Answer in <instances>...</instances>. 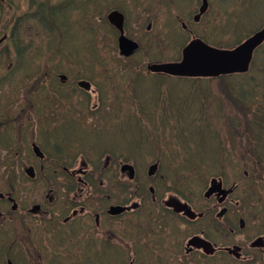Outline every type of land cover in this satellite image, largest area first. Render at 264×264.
I'll return each mask as SVG.
<instances>
[{
    "label": "rangeland",
    "instance_id": "1",
    "mask_svg": "<svg viewBox=\"0 0 264 264\" xmlns=\"http://www.w3.org/2000/svg\"><path fill=\"white\" fill-rule=\"evenodd\" d=\"M32 1L33 3L38 2V0H7L6 3L12 4V7L8 9V5L4 6L3 9L4 15L2 18L3 22L9 23L10 25L19 24L20 29V37H19V48L22 50H31L32 53L36 52L37 49H41V26L32 25L29 28L23 29L21 26L25 23L22 18L25 14L27 17H30V13L28 12V2ZM60 0L53 1L52 3L57 4ZM114 1V0H111ZM108 1L107 4L113 6H121L124 9L126 14V27L128 33L130 35L135 36L138 40H140L142 45V50L137 59L133 60V64L137 66V63L142 64L151 51L152 55H158L159 57L167 58L174 57L177 55V51L179 48L176 46H171V41L166 38V26L165 21L169 18L173 13L174 4H160L157 3L155 6L148 9L146 5L151 4V0H138L144 4L138 5L134 0H116L114 2ZM185 0H175L176 8L185 11L189 7V3L183 2ZM262 0H257L255 6L252 10L244 12L241 14L240 18L242 19V24H240L236 29L239 32L244 30H249L256 26V17L258 15L259 6ZM75 4H80L84 6L83 0H72ZM118 5H117V4ZM146 4V5H145ZM191 8H195L194 4L190 6ZM144 11H147L143 17L141 16ZM45 13V12H44ZM156 13V14H155ZM76 14V16H75ZM74 14V7L67 6L66 9L60 13L57 9L52 11H46V17L52 18V24L55 27V30L51 32L50 40L48 45L50 47H54L60 55L67 56L72 55L74 58H78L85 53L82 43V38L85 36L84 26L88 27V30H91V39L92 41H101V36H106L107 33L112 34L111 29L104 22L99 23L100 19L106 16V12L101 11V13L96 12L94 17H97V22L91 23L88 22L90 15L92 12L88 10L83 13L82 17L79 16V12ZM156 15V16H155ZM155 16L153 22V29L150 32L149 36L145 34L146 27L149 24V17ZM208 16V15H207ZM83 19L82 20L78 19ZM137 20V22H136ZM204 21V20H203ZM201 22L198 27H206L199 29V35L205 39L206 44L210 46H216V42L222 46H230L233 43V38H229L226 26L223 21L217 29L210 28L207 24H211L212 19L210 18L207 23ZM207 25V26H206ZM7 29V28H6ZM177 31L180 33V27L177 26ZM195 30V29H194ZM193 30V31H194ZM218 34H217V33ZM181 34V33H180ZM243 35H246L243 34ZM152 37V42H151ZM90 38V37H89ZM109 47L112 48V42H114V38L111 40L108 38ZM167 39V40H166ZM186 38H183V42ZM172 42L176 45L181 42V39L176 34L171 36ZM169 42V43H167ZM185 43V42H184ZM12 40H7L4 43L0 44V51H4L5 53L0 56V78L5 79V85L7 86V77L10 70H12L13 65L16 62L17 56L16 51L13 47H11ZM230 44V45H229ZM174 45V44H173ZM103 47L104 45H100ZM183 46V45H181ZM179 45V47H181ZM13 51V54H7V52ZM104 53L94 54L93 59L97 61H101L103 59ZM60 61L59 58H55L53 61V65L57 67V72L66 74L68 71V66ZM33 64V61H32ZM130 63L126 64V67ZM42 70V69H41ZM26 74H32L34 76L40 74V70L34 68L32 70H26ZM53 73H50L52 76ZM33 76V77H34ZM26 77V76H25ZM32 77V78H33ZM105 78H111L110 82H113L115 77L106 73ZM161 81L163 84L162 87H159V82ZM154 80L151 78H138L136 82L135 93L136 96L141 103L140 105L144 108L145 112L151 115H141L139 105L135 104V99L133 96V92L127 89L125 84L124 88L118 90L116 88L114 90V85L107 84L105 86L109 87V90L103 91L105 92V98L109 101L107 107L102 109H98L94 107V110L89 107L91 110L88 113L80 112L79 109L82 106L79 105L76 100L75 94H72V99L67 103L66 109L61 111L62 113H72L74 110H78L79 119L86 120L89 126L95 127V129L101 128L104 122H101L102 118L99 114H107L114 113L116 109V95L123 101L125 100L124 107L129 113L122 114L121 121L119 123H115L109 129L100 131H83L80 127L74 123H69L66 126L60 127L59 130L56 131V134H61L66 136V141L64 146L73 143L80 146L83 149H90L93 153L98 152L104 148H111L112 151L117 153H129L134 156L137 160L141 161L142 166H139L133 158L125 159L120 156L119 160H126L131 164H135L136 169L139 171V175L141 177H146L147 169L150 165L154 163H158V167H161L160 174L163 175V178L166 181H163L164 185H170L175 188L182 184H187L191 182V180L199 181L197 182L202 188L208 183V181L212 178V175L222 174L227 175L231 172H236L237 176L231 174L227 179L230 183H240V188L242 190V194L248 195H257L250 196L248 198V202L255 201L257 198L264 199V173L262 175L261 170L259 168L260 164L257 166L248 168L253 176V182L251 183L249 176L251 177V173L248 174V178L243 179L244 170L242 168V159L241 155L238 151L241 149L239 145V141L237 137H233L236 134L235 126L225 125L221 120L217 118L215 115V109L212 110L211 104L214 106V103H211L212 97L215 99L219 97L223 88L218 90V85L214 82H210L207 84V89L209 87V91H206V94L203 97V101L201 104V94L204 87H201L200 90H194L192 86L186 80H177L176 78H166ZM195 85H199V83L194 82ZM216 84V85H215ZM213 85L216 86V91L214 92ZM3 87V88H4ZM103 87V86H102ZM57 90V89H56ZM211 91V92H210ZM14 94V92L9 91ZM208 93V94H207ZM57 95V96H56ZM58 90L56 94L54 93V97H59ZM10 98L6 96L0 95V109H5V105L7 104ZM96 99L93 97V101L91 104H96ZM24 103V102H23ZM19 102H14V108L19 107ZM85 107V106H84ZM146 107V108H145ZM122 108V102L120 104V110ZM46 114H49L51 111L55 110V104L49 102V105L45 107ZM218 110L219 108L216 107ZM251 109H255V107H251ZM120 113V111H119ZM134 113L137 116H134ZM89 115V116H88ZM104 121V119H103ZM161 121L162 123H159ZM106 124V122L104 123ZM85 125V124H84ZM170 128V129H169ZM167 130V131H166ZM98 132V133H97ZM160 137L156 135H161ZM219 135L222 140L225 141V144L222 145L221 148H217L220 153V160L214 153V137ZM215 135V136H214ZM230 136L231 138L229 139ZM153 137V138H152ZM241 137V136H240ZM152 138L150 141L149 139ZM154 141V147L156 146V151L153 153L150 147L151 141ZM149 141V142H148ZM193 151H192V149ZM191 150L192 155L188 159V161L192 163H199L202 160H208L211 157L216 158V165L212 170H208L207 168L195 169L194 167L188 168V164L186 163L187 155L184 151ZM225 153H231L232 158L238 161V167H228L223 168L221 165H218L222 162V156ZM152 154V155H151ZM26 156H23V160L26 161ZM104 161V158L101 162ZM145 169V173H144ZM248 173V172H247ZM261 174V177L258 178L257 175ZM17 179H21L20 171L17 172ZM194 184L191 188L195 191L199 189V185ZM205 188V187H204ZM173 191V190H172ZM175 194V192H173ZM26 196L21 200L22 208L28 207L31 202L38 201L40 199V191L36 194L23 191L21 197ZM261 210H264V205H260V208L256 209L257 215H250L249 212H246V216H243L241 212L239 215L249 224V232L251 234L244 233L245 240L252 241L256 235L264 234L262 231L261 223L264 221V213ZM258 221V227L252 226V222ZM29 223L33 225H37L34 218L28 219ZM7 227H9L7 225ZM11 227V226H10ZM17 227V226H16ZM12 230H14V226H12ZM20 229L17 228V232L19 233ZM221 242L229 240L226 236V228H223L221 224ZM21 233L23 235V239L25 240V245L31 247V243L34 242L35 236L27 240V234L24 229L21 228ZM253 238V239H251ZM3 239H1L0 243ZM65 242L64 239L60 238L58 241L51 240L49 242V249L53 252L55 258L48 261L50 264H64V263H74L78 261V258H87L88 254H90L91 250L83 251L82 248L75 247H66L61 248V243ZM39 246H41L39 244ZM23 252L24 256L27 254L26 251H17L16 253ZM8 253L11 251L8 249ZM14 253V252H13ZM82 253V254H81ZM150 250L147 248L146 250H140V254L145 255V260H150L149 257ZM81 254V255H80ZM110 258L116 257L112 252L109 253ZM80 255V256H79ZM12 257V255H11ZM117 258V257H116ZM112 259L109 264L112 263ZM62 260V261H61ZM225 260V261H224ZM222 264H236L235 262H231L230 259H224ZM15 261V260H14ZM18 261L22 262V257L18 258ZM159 262V261H158ZM250 262V264H255L254 262ZM247 262L237 263V264H245ZM163 264H175L174 261H170Z\"/></svg>",
    "mask_w": 264,
    "mask_h": 264
},
{
    "label": "flooded vegetation",
    "instance_id": "2",
    "mask_svg": "<svg viewBox=\"0 0 264 264\" xmlns=\"http://www.w3.org/2000/svg\"><path fill=\"white\" fill-rule=\"evenodd\" d=\"M38 9L41 21V2ZM5 29L2 34L7 36L4 37L20 35L18 23H7ZM20 53L23 54L16 51V54ZM7 54H13V51ZM31 56L41 57V51L31 52L30 56L24 53L22 63L28 64ZM72 93L76 94V90L71 89ZM59 94L55 110L60 113L71 100L62 89ZM42 110L43 117L47 114L44 108ZM75 116L72 113L54 115L62 122ZM65 141V135L55 139L62 150L69 152V158L59 162L50 158L48 162L45 155H52L41 146L40 162L22 164L25 168L31 165L32 182L39 184L37 189L41 195L38 203L26 211L25 217L34 212L41 227H45L47 221L53 222L57 238L65 240L60 246L77 249L89 245L91 256L86 259V264H109L110 252L117 257L112 259L113 264H163L164 261H174L175 264H206L209 261L216 264L223 255L231 257L236 264L264 261V242L248 243L244 238L245 224L236 219L240 216L234 210L238 206L232 198L235 187L227 194L223 182L218 179L221 182L212 181L203 194L190 193L186 183L175 188L164 185L166 180L158 173L159 168L151 171L153 176L149 179L133 177L120 162H112L109 158L105 159L103 166L93 169L91 150L77 148L73 143L64 146ZM78 152H84L88 162L83 155H77ZM49 168L56 169L53 172L55 178L45 176V170ZM57 169L63 170L64 176H57ZM6 183L9 186V180ZM9 189L0 192V219L9 215V207L13 209L12 188ZM50 212L53 214L49 215ZM223 219H227L229 225L237 221L240 231L229 228L226 236L231 240L221 243ZM147 248L150 260L143 261L146 258L142 257L140 250ZM17 251L20 250L14 251V255ZM6 262L9 264L10 261Z\"/></svg>",
    "mask_w": 264,
    "mask_h": 264
},
{
    "label": "trees",
    "instance_id": "3",
    "mask_svg": "<svg viewBox=\"0 0 264 264\" xmlns=\"http://www.w3.org/2000/svg\"><path fill=\"white\" fill-rule=\"evenodd\" d=\"M101 41H94V50L100 52L104 50V46ZM107 48V47H106ZM115 57V56H114ZM106 62L99 66L100 73H103L105 77L106 73L116 76L124 73L123 70H118L119 68L115 66L112 68V64H108L106 61V56H103ZM130 63L127 67L126 64ZM125 79L127 83V89L133 91V96L136 101L135 104L139 105L141 115H151L145 112L144 108L140 105L136 93V80L138 78H144L138 66H135L132 61H126L125 63ZM187 80V79H186ZM189 81L200 82H218V90L223 88L222 94L216 98L219 103H215L216 107L221 104L220 120L225 123V125L235 126V132L238 135L239 145L241 149L238 153L241 155L242 168L247 170L250 174L248 168L257 166L260 164L259 168L263 175L264 173V45L260 47L254 54L250 71L246 74L223 76L216 79H191ZM216 85V84H215ZM213 87L216 89V86ZM159 87H162L159 82ZM108 87L105 86V90ZM255 109H251V107ZM146 108V107H145ZM136 114V113H134ZM160 122V121H158ZM241 136V137H240ZM229 139L231 138L228 136ZM152 138L149 139V141ZM148 141V142H149ZM225 144V141L220 138L217 134L214 140V153L217 157L220 156L217 148H221ZM229 161H236L234 158H229ZM216 161V158H213ZM219 161V159L217 160ZM238 162V161H237ZM250 172V173H249ZM258 178L261 174L257 175ZM248 178V177H247ZM246 178V179H247ZM251 183L253 182V176H249ZM255 195V194H254ZM257 195H255L256 198ZM255 202V201H254ZM255 204L256 208H260V205H264V199L257 198Z\"/></svg>",
    "mask_w": 264,
    "mask_h": 264
},
{
    "label": "water",
    "instance_id": "4",
    "mask_svg": "<svg viewBox=\"0 0 264 264\" xmlns=\"http://www.w3.org/2000/svg\"><path fill=\"white\" fill-rule=\"evenodd\" d=\"M264 41V29L234 50H217L201 41H193L183 51L179 63L153 64L148 69L173 76L217 77L232 73H245L249 69L253 51ZM119 48L125 56L132 54L137 45L120 38Z\"/></svg>",
    "mask_w": 264,
    "mask_h": 264
}]
</instances>
